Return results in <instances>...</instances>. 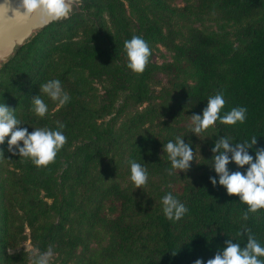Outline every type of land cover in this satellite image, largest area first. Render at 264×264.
<instances>
[{"label":"trees","instance_id":"trees-1","mask_svg":"<svg viewBox=\"0 0 264 264\" xmlns=\"http://www.w3.org/2000/svg\"><path fill=\"white\" fill-rule=\"evenodd\" d=\"M86 0V7L100 8L94 0ZM215 5L221 18L237 26L233 32H211L192 27L187 31L185 47L177 46L178 36L173 30L161 36L162 45L176 52L175 63L164 64L160 71L173 87L177 80L183 79L186 85L182 93V103L193 114H202L209 96L223 92L226 104L221 110L223 116L234 107H245L246 120L243 124L224 125L217 121L210 127V135L205 142L207 151L206 165L202 172L185 184L180 194H172L186 205L188 212L179 221L165 218L161 209L139 213L132 221H120L119 252L126 264H194L198 258L207 261L222 250L224 242L246 243L247 237L238 236L242 225L250 228L257 241L264 246V210L249 214L244 221L241 214L247 206L241 204L238 196H229L225 189L210 183L209 177L218 180L211 167L214 143L220 137H231L232 143L251 141L257 137V144L249 149L255 159V150L264 148V0H204ZM109 22L114 29L115 43L102 47L96 43L77 44L72 41L60 42L49 46L39 42L40 37L51 27L59 28L49 38L54 39L79 26L80 14H75L63 22H56L45 28L28 44L16 51L15 57L0 69V102L15 110V116L22 123L20 127L29 132L38 128L27 117L31 98L41 84L51 79H59L70 101L60 109L57 119L68 123L84 96L77 84L78 70L62 69L54 63L56 53L66 54L77 60L75 67L87 69L95 76H106L124 88L132 98L141 101L147 96L149 75L146 72L134 74L127 69L125 55L121 56L125 40L133 35L146 41L159 30L153 26L135 29L123 9L107 4ZM55 42H53L54 44ZM28 45V46H27ZM142 119V118H140ZM144 122H141V126ZM48 123L41 121L39 126ZM135 129V128H134ZM85 142L80 146L78 155L73 158L61 175L62 186H80L90 168L113 151L118 138L108 128L91 125L84 131ZM174 137L151 128L137 130L125 146L127 160L147 163L152 166V154L158 147ZM2 145H0L1 149ZM243 168L230 162V172H245ZM30 175H37L39 169L32 164L26 166ZM24 193L29 188L20 186ZM73 195V194H72ZM165 193L160 194L159 201ZM55 199V196H52ZM75 202L53 200L49 207L44 202L29 200L32 210H38L48 222L41 227V234L34 237V246L39 252L46 251L51 245L55 253L74 252L80 240L71 234L75 212ZM51 209L55 210L56 220L52 219ZM34 218V217H33ZM24 222L19 217L18 206L14 200L6 199L0 203V234L3 245L16 250L26 239ZM175 253V254H174ZM174 254V255H173ZM4 264H28V253L18 252L6 258Z\"/></svg>","mask_w":264,"mask_h":264},{"label":"rangeland","instance_id":"rangeland-1","mask_svg":"<svg viewBox=\"0 0 264 264\" xmlns=\"http://www.w3.org/2000/svg\"><path fill=\"white\" fill-rule=\"evenodd\" d=\"M85 1L83 0L81 12L76 13L80 14L79 21L82 22L79 26L54 39L49 37L59 28L51 27L41 35L39 42H46L49 46L67 41L77 44L96 43L102 47L114 44V29L106 11L101 9L106 8L109 3L114 4L124 10L135 29L153 26L159 30L147 39L152 50L144 71L150 78L148 93L144 99L136 101L116 81L75 67L77 60L66 54L54 55V63L58 67L78 70L77 84L84 99L68 123L57 119L62 107L57 108L56 103L47 96L42 95L49 108L43 118L37 117L30 110V103L27 117L36 127L41 128L39 123L46 121V127L55 130L56 122L59 121L65 125L62 131L67 137V143L58 152L55 162L46 168H39L37 175H30L26 171V166L32 164L30 160L18 155L12 156L7 151L8 137L5 138L0 149L4 152V158H0V203L6 199L15 201L19 217L24 222L26 239L10 253V249L4 247L0 234V264H4L6 258L18 252H27L28 264H31V257L37 251L34 237L41 234V227L48 220L38 210L30 209L29 200L44 202L49 207L54 205L53 200H64L67 203L76 200L74 222L70 231L79 238L80 243L74 252L56 253L52 264H126L119 252L118 223L133 222L139 213L138 207L145 212L161 209V193L180 194L185 184L196 178L206 165L205 142L210 130L207 129L199 136L189 132L192 113L183 105L182 93L186 88L184 84L191 83L179 79L178 85L173 87L161 73L160 68L164 64L175 63L176 57L175 51L162 45L161 36L167 30H173L178 36L177 46L182 50L187 31L192 27L205 33H219L233 32L237 26L225 22L219 9L204 0H94L100 8L96 5L86 7ZM122 55H125L124 50ZM0 78L6 79L4 75H0ZM38 94L39 89L35 96ZM141 122L144 123L139 126ZM91 125L108 128L118 138V145L89 169L82 185L62 186L61 175L78 155L80 146L85 142L84 131ZM141 128L171 134L174 141L180 136L185 143H190L195 152V160L190 162V169L177 174L174 170L169 175L167 170L171 168V164L167 153H163V146H160L152 154V166L140 163L147 169V184L141 189H134L129 180L130 165L125 146ZM23 184L29 188L27 194L20 189ZM50 214L56 220L54 209H51Z\"/></svg>","mask_w":264,"mask_h":264},{"label":"clouds","instance_id":"clouds-1","mask_svg":"<svg viewBox=\"0 0 264 264\" xmlns=\"http://www.w3.org/2000/svg\"><path fill=\"white\" fill-rule=\"evenodd\" d=\"M0 8L4 9L3 15L9 20L35 17L41 25H46L70 19L73 10L83 8V0H15L14 7L10 0H4V3H0ZM9 11L11 16L8 15ZM123 50L127 69L134 74H142L152 54L148 42L141 36L133 35L131 39L124 41ZM42 95L55 102L57 108L65 106L71 99L59 79H51L41 84L39 94L31 98L30 109L40 118L45 117L49 111ZM225 104L223 92L209 96L202 114L190 116L189 132L199 136L217 121L224 125L243 124L247 109L234 107L221 116ZM15 110L0 102V145L4 144L5 138L8 137L7 151L12 156L18 155L30 160L38 169L54 163L58 152L67 143V137L62 131L65 125L57 121L55 130L41 127L29 132L27 128L20 127L22 123L16 118ZM256 144V136H253L250 142L246 140L239 143H232L231 137H220L211 149L213 156L210 168L214 170L218 180L209 177V181L213 187L217 184L222 186L229 196H238L240 203L247 206L246 211L241 214L244 221L249 219V214L264 210V148L255 150V159L248 151ZM163 153H167L171 164V168L167 170L169 175H172L174 170L176 174L187 172L191 167L190 162L195 160L191 144L185 143L180 136H177L174 142L168 141L164 144ZM0 158H4L3 150H0ZM230 162L237 168H243L245 165L248 167L245 172H230L227 168ZM129 165V180L134 189H141L148 182L147 169L135 160H130ZM161 204L163 215L171 221H179L188 212L186 205L170 192L162 197ZM242 229L237 235H246L247 240L243 247L240 243L227 239L223 249L218 250L213 258L207 261L198 258L194 264H264V246L257 241L250 228L242 225ZM55 255L53 247L49 245L46 251H36L31 257V264H52Z\"/></svg>","mask_w":264,"mask_h":264},{"label":"water","instance_id":"water-1","mask_svg":"<svg viewBox=\"0 0 264 264\" xmlns=\"http://www.w3.org/2000/svg\"><path fill=\"white\" fill-rule=\"evenodd\" d=\"M10 2L14 7L15 0H10ZM0 3H4V0H0ZM3 12L4 9L0 8V69L15 57L17 50L53 24L41 25L35 17L26 20H9L3 15ZM79 12H81V9L73 10L71 17ZM8 15H12L11 11H9Z\"/></svg>","mask_w":264,"mask_h":264}]
</instances>
